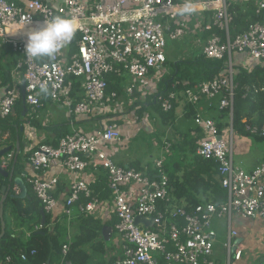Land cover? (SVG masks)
Segmentation results:
<instances>
[{"label":"built area","instance_id":"built-area-1","mask_svg":"<svg viewBox=\"0 0 264 264\" xmlns=\"http://www.w3.org/2000/svg\"><path fill=\"white\" fill-rule=\"evenodd\" d=\"M252 1L256 4L254 14L262 20L252 23L246 31L230 37L229 6ZM185 0H0V42L11 46L20 55L16 69L22 71L25 88L24 102L32 109L42 106L47 97L65 108L73 117H103L109 113L105 99L117 98L116 92L107 95L109 77L129 76L133 83L126 88L131 97L135 83L153 78L159 82L165 73L167 41L182 38L192 25L193 34L202 35L216 29L220 34L210 35L203 41L201 52L206 59L224 61L225 74L200 83L195 89L188 82L177 93L169 91L156 99L160 109L167 113L179 98L186 104L196 106L205 103L209 107L217 100L219 110H228V136L217 129L213 120L196 113L194 125L203 138L195 154L217 164V176L226 199L218 206L199 204L190 210L174 204L170 195L169 179L163 169L165 154L171 145L164 142L161 156L151 170L147 166L116 165L105 153V147L121 139L116 123L107 124L102 131L84 134L72 131L58 139L56 145L38 144L31 149L28 163L34 173H45L53 162H58L75 178L69 185L62 213L70 218L72 208L83 197L88 201L79 205L81 214H93L113 219V231L121 241V256L108 264H216L212 245L216 232L212 229L214 218L226 220V264L243 262L247 255L234 243L237 230L232 218L242 222H258L264 228V160L252 171L246 172L234 166L232 160L233 137L232 109L235 85L233 68L237 65L250 70L255 64L264 63V0H192L199 8L192 14H183L179 8ZM204 13H210L206 20ZM75 16L79 24L76 49L68 54L69 42L62 46L53 59L39 60L25 53L26 36L20 31L43 26L53 15ZM186 18H182V16ZM190 28V29H189ZM18 37L16 35H20ZM16 36V40L11 38ZM66 49V51H65ZM233 55L246 59L234 63ZM166 70V71H165ZM71 78L83 79L80 100L73 90ZM47 87L42 93L41 85ZM178 82L171 85L175 89ZM157 94L158 90H151ZM21 97L19 88L9 87L0 100V117L13 112ZM112 107L111 109H113ZM251 135L264 138V125L245 127ZM218 137L221 139L218 140ZM10 152L4 158L13 159ZM3 158V159H4ZM6 161L2 166L6 167ZM7 168V167H6ZM102 168L106 175L109 198L103 202L92 194L87 183L78 179L86 170ZM151 171H154L153 173ZM41 208L52 214L58 207L53 197L58 184L57 177L42 179L38 176L27 180ZM13 192L18 194V190ZM136 217L152 220L151 226L135 224ZM36 226L35 229H39ZM68 245H63L60 264L66 260ZM20 259L25 260L21 255ZM260 260V259H259ZM258 258L244 264H262ZM10 263V257L5 264Z\"/></svg>","mask_w":264,"mask_h":264},{"label":"trees","instance_id":"trees-1","mask_svg":"<svg viewBox=\"0 0 264 264\" xmlns=\"http://www.w3.org/2000/svg\"><path fill=\"white\" fill-rule=\"evenodd\" d=\"M255 7L256 4L252 1L229 6L228 10L231 16L230 37L243 33L250 24L262 20L254 14ZM204 14L207 20L210 13ZM213 34L220 33L218 30L213 29L212 31L203 33L202 39L205 40ZM78 39L79 34L75 33L73 39L69 42L68 54L75 51ZM45 59L48 58L44 57L39 60ZM167 63L169 64L168 73L165 78H162L157 94H147L143 101L136 100L129 107V109L135 108V115H137L139 120L145 111L144 104L148 103L157 114L152 117L154 118L153 121L158 127L159 125H163L164 128L167 126L166 124L169 120L173 122L177 103H172L171 110L164 113L155 99L158 95H166L171 90L180 93L184 89L181 85L183 81L188 82L189 88L195 89L200 83L225 74V60L206 59L202 52L191 60L175 63L166 60V66H168ZM112 78H115V76L107 79V95L111 92L118 94L120 91L121 82H118V80L113 82ZM82 81L83 79L71 78L73 90L80 93ZM176 82H178V85L175 89H172L171 85ZM233 83L235 88L231 123L234 133L250 138L255 142L264 141V138L251 135L245 130L246 126L259 129L264 125V64H255L250 70L240 65L235 66L233 68ZM77 100H80V96ZM194 107L191 104H185L184 107L186 111L185 118L192 120V122L195 115ZM212 107L208 108L218 109L217 106ZM15 109L19 115L24 111L21 97L17 100ZM116 112L103 115L100 120H105L107 124L116 123L117 126H120L121 116L125 113ZM218 112L219 121H215V124L219 132H221L228 125V122L222 124L221 119H228L229 116L228 110L224 109ZM20 127L21 122H19V118L12 119L11 116H8L0 119V148L11 146L12 151L15 153L16 138L20 139L22 134ZM194 127L191 136L185 137L181 143L171 145L170 151L165 154L163 160V169L169 179L170 195L174 204L178 206L183 205L188 210L204 203H212L218 206L226 199L225 191L221 188L217 176V164L212 160H204L195 154V150L199 141L203 138V134L199 128L195 125ZM160 130L163 133L162 129ZM165 131L164 134H166ZM5 133L8 135L6 140L3 139ZM189 133H191L190 130L188 131ZM167 137L166 135L165 138ZM21 149V144L19 143V150L21 151ZM30 153L27 156L28 165ZM12 164L13 161L7 167L8 170ZM18 166L20 165L16 162L14 165L16 172H18ZM134 167L142 169V167L137 165ZM147 167L151 170V166L148 165ZM97 172L98 178L90 189L92 194L103 202L110 195L104 171L102 168H98ZM151 172L153 173L154 171ZM4 184H6V181L0 176V189ZM25 186L27 192L24 199H13L11 197L13 190L11 189L3 204V219L6 229L4 237L0 240V264H5V259L8 257H10V263L8 264H59L63 262L61 256L62 246L66 244L69 248L66 260L71 264H89L91 257L88 251L84 249L85 246H90L93 253L103 254L104 241L101 237V231L104 225L113 227L115 217L112 222H105L96 215L81 214L78 211L79 205H84L88 201L81 197L79 202L74 206L75 213L78 215V231L74 237L67 239V218L64 214L62 215L65 219L59 222L58 219L52 221V215L46 214L45 224L41 226L39 213L41 203L33 195L26 181ZM9 214L13 216V222L18 223L17 228L20 230L18 235L11 229L12 221L9 218ZM36 226H40V228L35 229ZM260 240H264L263 236ZM21 255L25 256V260L22 261L20 259ZM261 258H264V254ZM112 261L110 260L109 263Z\"/></svg>","mask_w":264,"mask_h":264},{"label":"crops","instance_id":"crops-1","mask_svg":"<svg viewBox=\"0 0 264 264\" xmlns=\"http://www.w3.org/2000/svg\"><path fill=\"white\" fill-rule=\"evenodd\" d=\"M23 35H25V33ZM16 36L22 37L21 34ZM16 36H11V38L16 40V38H18ZM19 61H20V55L14 52L10 45L0 42V100L4 96L5 91L9 87L15 86L19 88V90L21 91L23 85L22 71L16 69V65L18 64ZM128 79H130V81H128L129 85L132 84L133 80L129 76ZM116 80H118V82H121L122 84L125 80H127V75H122L120 77L112 78L113 82H115ZM139 83L140 81L135 83L136 89L134 88V92L137 96H140L141 98L140 100L143 101L147 94L149 95L152 94V92H149L150 91L149 87H151L150 86L151 83L149 87L146 90H143L142 92L138 91L137 89V85ZM78 94L79 97L82 94V89L80 93L78 92ZM185 104L186 103L182 98H179V100L177 101V107L175 108L174 114H176L175 116H177L178 118L185 117V113H186L184 109ZM144 107L146 109L151 106L148 103H145ZM208 107L209 106L206 105L205 103H200L196 105L194 107L195 114L199 113L203 117L205 113L213 111L212 109L208 110L209 109ZM117 111L122 113L123 111L122 107ZM10 116L12 117V119L19 118V122H21V128L23 129L22 132L20 129V132L22 134H21V138L18 139V142L21 144V148H23V151L19 150L20 151L18 154L19 157L17 156V162L18 165L20 166L17 167L18 172L15 173L16 177L21 178L24 185H25V181L27 182L28 179L35 176H38L42 179L57 177L58 184L55 192L53 193V197L57 201L58 207L51 215H52V221H54L55 219H58V222L63 221L65 219L62 215L63 203L68 195L69 185L72 182V180L75 178V176L64 170L58 162H53L45 173H34L31 167L27 164V156L30 153L31 149L37 146L38 144L56 145L59 138L67 135L66 133L68 132H69L68 134H70L73 130L83 133V130H79L80 125L83 123H88L90 128V131L84 132V134H92L95 133L99 129L101 123L104 124V122L100 120V117H88V118L71 117L70 115H68V113L64 108H62L60 105L53 103L47 97H44L42 99V106L40 108L34 110L30 106L26 105L24 111L19 115L14 107L13 112ZM126 118L127 116L125 117V115L121 116V119H126ZM139 121L135 125L133 124V126L131 127V131H127L128 127L126 128V130H124V128L118 126V129L121 133V139L118 142H112L105 147V153L116 165L136 166L140 164L139 162L136 161V157L133 156L131 152L126 150L127 142L124 141V136H123V134H128V136L131 137L132 134L136 135L138 132L146 129L145 128L146 126L144 125L138 126ZM144 123L148 125L147 120H145ZM190 124L192 125V131L191 133H189V136L193 134V130L195 128L194 124L192 123ZM227 127H229V123L221 131L222 134L226 135V137L228 136V132L226 129ZM7 138L8 135L7 133H5L3 135V139L6 140ZM163 139H165V137ZM154 148L158 150L156 146ZM20 156L22 158H20ZM234 156L237 157V165H238L237 168L246 172H250L254 170L260 164V162L264 160V146H261V143L257 144L255 141H253L250 138L243 137L235 133L233 137V152H232L233 162H234ZM5 161L6 159L0 160V164L2 165L3 163H5ZM150 163H151L150 161H146L143 164V166ZM97 178H98L97 170L93 171L91 169L86 170L82 175L78 177V179L87 183L90 188L92 187V184H94V182L97 180ZM75 212L76 211L73 207L70 218H67L64 215L67 218V239H71L72 237H74L78 231L77 230L78 215ZM9 217L11 218L10 214ZM114 219L111 220L105 218V222H112ZM246 223H249L251 225L243 226V224ZM240 225L241 226L236 227L238 235L237 238L234 240V243L240 245L239 249H244L243 251L244 255H249L252 251L249 248L250 244H247L244 240L245 237H243L244 233L242 231V226L245 232L247 233L248 237H250L251 239L256 237L259 240L260 238L262 239V236L264 238V228H262V225H260L258 222L250 223L245 221ZM103 227L110 228L106 240L104 236H102V231H101V237L102 240L104 241L103 254L93 253L90 246L84 247V249L88 251L91 257L89 264H108L110 260L114 261L121 256L122 246H121L120 238L117 235L114 236L116 233L113 231L112 227L106 225H104ZM19 232H20L19 229H17V232L14 231L16 235H18ZM254 235L256 236L254 237ZM255 257L258 258L259 260L262 257V254L256 253ZM255 257H253L252 260H254ZM215 262L216 264H220L217 259H215Z\"/></svg>","mask_w":264,"mask_h":264},{"label":"rangeland","instance_id":"rangeland-1","mask_svg":"<svg viewBox=\"0 0 264 264\" xmlns=\"http://www.w3.org/2000/svg\"><path fill=\"white\" fill-rule=\"evenodd\" d=\"M182 18L184 19L186 18V16L184 15L182 16ZM192 27L194 28L193 25ZM193 28L191 29L189 28L190 29L189 31L186 30V33L182 38L176 41H167L165 55L169 62L175 63V62L191 60L195 56H198L200 54L204 40L202 39V35H199L198 33L193 34L191 32L192 30H194ZM233 58H234V63H243V60L244 62H246V59L242 60L239 56H236V55H233ZM165 69H169V64L168 66H165ZM166 74L167 72L163 74L160 73L156 80H158L160 77L161 78L159 82L157 83L153 81V78L146 79L142 83L140 82L137 85L138 91L142 92L143 90H146L149 87L150 83H151L150 85L151 87H149L150 89L149 92H151V90H155V91L159 90L160 82L162 78H165L167 76ZM128 81H130V79H128V76H127V80H125L120 85V91L117 94V98L107 97L105 99V104H106V109H110L109 113L116 112L122 107V110H123L122 114L125 113L123 115H125V117L127 116V118L121 120L120 127L124 128V130H126V128L128 127L127 131H131V127L133 126V124L135 125L136 123H138L139 120H138L137 115H135V108L129 109V107L134 101L136 100L139 101L141 98L140 96H137L136 94L134 95V93L131 97H129V95L126 93V88L129 86ZM135 89H136V86H135ZM216 106H217V100L213 101L210 107L214 108ZM112 107L114 108L111 109ZM208 110H211V109H208ZM212 110H213L212 112L210 111V112L205 113L203 117L213 119L214 121H219V117H218L219 110L218 109H212ZM156 115L157 114L154 108L152 107L146 108L144 113L140 117V121L138 125V126L144 125L146 126L145 127L146 129L138 132L136 135L132 134L131 137L128 136V134H123L124 141L127 142L126 150L131 152L133 156L136 157V161L140 163L138 165H141L140 167H142V169L146 165L153 167L154 162L157 159H159L161 156L160 148L163 146V143L165 141L168 142L170 145L181 143L183 142L185 137L189 136L188 131L189 130L190 132L192 131V125L190 124V123L193 124L192 120H188L185 117L178 118L177 116H174L173 122L169 120L165 128L163 127V125H161L162 127L160 125L158 127L153 121L154 118H152L153 116H156ZM146 119H147L148 125L144 123ZM221 121L223 124L225 122H228V119L224 118V119H221ZM159 128L162 129L163 133L161 132ZM79 130H83V133L89 132L90 128H89L88 123L81 124ZM164 131L166 132V134H164ZM166 135L168 137L163 139L164 137H166ZM256 143L257 144L261 143V146H264V141H259ZM155 146L156 148H158V150L154 148ZM21 151H23V148L21 149ZM11 152L14 153V151H11ZM13 155H12V158H13ZM20 158L22 157L20 156ZM11 161L12 159L9 160L7 158L6 167L10 165ZM146 161H150L151 163L143 166V164ZM233 163H234V166L236 167L238 166L236 156H234ZM10 219L13 221V216H11ZM241 223L243 222L236 220L235 217L232 218V226H234L235 228L241 226L240 225ZM17 225L18 223L13 222L11 225V229L17 232V229H19L17 228ZM248 225H251V224L249 223L243 224V226H248ZM211 226H212V229L216 232V238L212 245L213 259L214 260L217 259L220 264H226L227 262V252L225 249V244L227 240L226 220L224 218H221V219L214 218L211 220ZM243 226H242V231L244 233L243 237H245L244 240L247 244H250L249 248L252 252L246 256V259L243 262L236 263V264L247 263L249 260H252V258L255 257L256 253H259L262 255L264 254V240H259L258 238L255 237L256 235H254L255 238L251 239L250 237L247 236V233L245 232ZM114 236H116V234ZM255 259L257 258L255 257Z\"/></svg>","mask_w":264,"mask_h":264},{"label":"clouds","instance_id":"clouds-1","mask_svg":"<svg viewBox=\"0 0 264 264\" xmlns=\"http://www.w3.org/2000/svg\"><path fill=\"white\" fill-rule=\"evenodd\" d=\"M197 11V6L192 0H185L179 8L183 14H192ZM79 24L75 16L53 15L50 19L43 22L39 29L29 30L25 33L26 44L25 53L28 57L41 59L47 57L53 59L63 45L70 42ZM42 93H47V87L41 85Z\"/></svg>","mask_w":264,"mask_h":264},{"label":"water","instance_id":"water-1","mask_svg":"<svg viewBox=\"0 0 264 264\" xmlns=\"http://www.w3.org/2000/svg\"><path fill=\"white\" fill-rule=\"evenodd\" d=\"M24 93H25V88H24V84L22 85L21 88V100H22V107L23 109L25 108V102H24ZM21 132L23 131V129L20 127ZM103 130V125H100L99 129L97 131H102ZM221 138L218 137V140H220ZM19 142H18V138H16V142H15V153H14V158H13V164L11 165V168L8 170L7 168H4L1 164H0V176L2 179H4L6 181V184H4L1 189H0V193H1V198H0V240L4 237L5 235V222L3 219V204L4 201L6 200V198L8 197L10 190H14L17 189L18 190V194H15L13 192V194L11 195V197L13 199H17V200H22L25 198L26 196V192H27V188L25 187L23 181L21 178L16 177L15 173V168L14 165L17 162V156L19 154ZM12 151V147L11 146H7L4 147L2 149H0V160L3 159L5 156H7V154H9ZM40 213V217H41V226H44L45 224V213L43 212L42 208L39 210ZM145 224L147 226H151L152 220H147L141 217H136L135 219V224ZM110 228L107 227H103L102 228V236H104L105 240L108 237V233H109ZM261 263L264 264V258L261 259Z\"/></svg>","mask_w":264,"mask_h":264},{"label":"bare ground","instance_id":"bare-ground-1","mask_svg":"<svg viewBox=\"0 0 264 264\" xmlns=\"http://www.w3.org/2000/svg\"><path fill=\"white\" fill-rule=\"evenodd\" d=\"M38 26H33V28H31L32 30L37 29ZM30 29H28L27 27L25 28H21L20 31H22V34L26 33L27 31H29Z\"/></svg>","mask_w":264,"mask_h":264}]
</instances>
